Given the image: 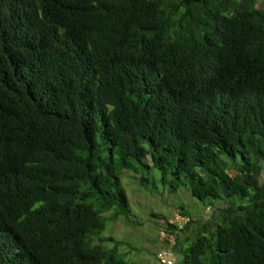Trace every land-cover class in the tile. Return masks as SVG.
Listing matches in <instances>:
<instances>
[{
    "label": "trees",
    "instance_id": "16d2710c",
    "mask_svg": "<svg viewBox=\"0 0 264 264\" xmlns=\"http://www.w3.org/2000/svg\"><path fill=\"white\" fill-rule=\"evenodd\" d=\"M123 171L213 211L163 220L182 264H264V7L0 0V264H134Z\"/></svg>",
    "mask_w": 264,
    "mask_h": 264
},
{
    "label": "rangeland",
    "instance_id": "374dc122",
    "mask_svg": "<svg viewBox=\"0 0 264 264\" xmlns=\"http://www.w3.org/2000/svg\"><path fill=\"white\" fill-rule=\"evenodd\" d=\"M255 2L257 7H264V0H255ZM156 173L153 176L158 179ZM228 174L233 176L234 172L229 170ZM119 180L127 198L130 215L128 219L119 217L112 221L110 220L111 213L104 214L103 217L105 216L108 221H106L102 237H109L122 244L118 252L124 256L123 259L126 262L158 264V255L164 248L163 220L182 225L185 219L180 216L179 208L194 220L206 221L213 214L212 210L194 200L184 186L171 194L168 193L167 188L160 185L156 190L151 186L143 189L130 171L121 172ZM165 238H167L166 235ZM168 239L169 241L173 239L170 234H168ZM111 246L112 244H107V247ZM173 260L174 264H182L181 253L174 254Z\"/></svg>",
    "mask_w": 264,
    "mask_h": 264
},
{
    "label": "built area",
    "instance_id": "2783aa9c",
    "mask_svg": "<svg viewBox=\"0 0 264 264\" xmlns=\"http://www.w3.org/2000/svg\"><path fill=\"white\" fill-rule=\"evenodd\" d=\"M179 228H181V225L179 226ZM166 236H167V238H165V239H167L169 241L168 235H166ZM169 242H172V239ZM160 251L161 252L159 253L158 260H157L158 264H174L173 253L171 252V250L169 248L164 247Z\"/></svg>",
    "mask_w": 264,
    "mask_h": 264
}]
</instances>
